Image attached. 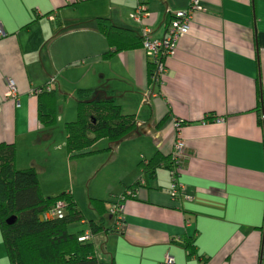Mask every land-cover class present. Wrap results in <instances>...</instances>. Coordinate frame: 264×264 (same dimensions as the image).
Segmentation results:
<instances>
[{"label": "crops", "instance_id": "0c3cea01", "mask_svg": "<svg viewBox=\"0 0 264 264\" xmlns=\"http://www.w3.org/2000/svg\"><path fill=\"white\" fill-rule=\"evenodd\" d=\"M144 1L142 25L162 38L172 13L190 0ZM199 1L156 94L146 98L144 49L103 58L108 44L98 26L106 17L140 33L134 1L0 0V142L15 145L17 167L34 169L42 183L56 162L86 165L105 147L96 168L110 161L119 168L116 190L109 186L113 203L140 176L141 158L167 156L176 135L184 140L179 180L188 198L171 197L169 171L159 166L122 201L121 230L105 202L107 221L91 237L104 264H165L167 254L174 264H264V0ZM7 77L17 101L5 96ZM46 83L56 90L59 122L71 119L77 90L89 88L112 91L122 112L134 115L135 130L115 143L99 139L92 157L69 158L66 133L59 138L53 125L40 124L37 97L29 94ZM80 223L78 230L89 229L86 219ZM188 240L191 255L182 245ZM0 264H10L1 230Z\"/></svg>", "mask_w": 264, "mask_h": 264}, {"label": "trees", "instance_id": "16d2710c", "mask_svg": "<svg viewBox=\"0 0 264 264\" xmlns=\"http://www.w3.org/2000/svg\"><path fill=\"white\" fill-rule=\"evenodd\" d=\"M98 26L108 44L103 58L141 46L142 35L132 29L115 25L106 17H98ZM151 70L148 61V78ZM44 85L36 94L37 116L43 127H50L56 120L57 96L54 86L47 90ZM182 123L179 121L178 125ZM135 128L134 115L122 112L112 91L79 88L76 92V119L64 123L66 152L69 158L92 154L91 147L99 139L106 138L115 143ZM169 155L141 158L139 168L144 184L136 179L123 190H129L124 197H133L136 187L147 185L159 166L167 167ZM57 200L64 202L66 213L63 217L40 220L39 215H45ZM91 205L99 215V219L88 223L93 235L104 228L107 210L103 199L91 198ZM10 216L15 220L8 223L6 219ZM82 219L69 191L43 196L35 170L17 167L15 145L0 142V230L10 264H104L95 254L93 241L79 239L83 230L68 231L69 223ZM182 245L189 255L194 253L191 240Z\"/></svg>", "mask_w": 264, "mask_h": 264}, {"label": "built area", "instance_id": "2783aa9c", "mask_svg": "<svg viewBox=\"0 0 264 264\" xmlns=\"http://www.w3.org/2000/svg\"><path fill=\"white\" fill-rule=\"evenodd\" d=\"M130 1L135 2L133 19L140 25V34L142 35L141 47L144 49L145 55L152 67L149 78L150 86L147 93L145 94V97L147 98L148 93L149 95L156 94L153 88L155 85H158L162 82V77L166 72V60L174 54L178 39L182 35L188 33L190 22L196 11L202 9V5L199 0H190L188 6L185 9L172 13L168 20L165 35L162 38H152L150 36V28L146 25H142L141 22L146 11V5L143 2L144 0ZM4 35L5 31L0 24V37H3ZM6 86V98L17 101V88L15 81L12 78L7 77ZM44 86L48 90L50 89L51 84L46 83ZM40 91V86L33 87L29 90V94L36 95ZM174 122L177 126H179V120L174 119ZM184 149V140L179 135H176L167 166L170 175L169 190L173 199L188 198V196L182 192L184 186L179 180L180 173L184 166ZM137 180H139L140 184H144V179L141 174ZM125 192L129 193V190H125L124 192L120 193L109 209L110 216L113 219V226L118 231L122 229V211L124 208L122 201L125 199ZM64 208V202L62 200H57L54 205L48 209L47 216L62 218L64 215ZM91 237L92 234L90 229H86L79 236V239L85 241L91 239ZM164 263L174 264V258L167 254L165 256Z\"/></svg>", "mask_w": 264, "mask_h": 264}, {"label": "rangeland", "instance_id": "374dc122", "mask_svg": "<svg viewBox=\"0 0 264 264\" xmlns=\"http://www.w3.org/2000/svg\"><path fill=\"white\" fill-rule=\"evenodd\" d=\"M71 103H72L71 107H67L69 114H71V119L70 118L68 119L67 117L66 119H63L62 122H59L57 120V116L60 113L58 112V108H57L56 120L55 123L53 124V127H54V132L56 133V135H59L58 136L59 138L61 137V135H65L64 123L76 119L75 99H72ZM64 112H65V108L63 110V113ZM98 145H100V143ZM101 148L96 151L98 153L96 154H94L95 152L92 153L94 154L93 159L95 160L93 159L88 160L89 162L86 165H82L81 163H78L76 161L74 162L73 160L71 163L69 162L67 163L64 161L60 163L56 162L55 171L52 174L50 173L46 177H44L42 179V183L41 181L39 182L40 191L43 196H52L61 192L69 191L72 194L77 209L81 213L82 217L86 219L87 226L89 220L93 218L90 215L93 212L92 209L93 206L91 205V198L92 199L102 198L105 200L107 206H110L112 204L111 201L112 194L109 193L110 192L109 190L110 187L113 186L114 182H116L114 179V175L117 173V170H119L117 164L111 161L99 165L98 168H96L98 163L96 161L100 159L96 157L100 155V153L104 151H108L105 147L102 149ZM92 154H89L91 156L88 157H92ZM103 155L104 154H102L101 157H103ZM94 162H95V166L92 167L94 165ZM56 179L58 181H56ZM116 188L117 186L116 187L113 186L112 190H116ZM64 213H66L65 208H64ZM105 221H107L106 217H105ZM80 226L81 223L79 220L72 221L68 225V231L71 233L76 232L78 228H80ZM86 229H88V227Z\"/></svg>", "mask_w": 264, "mask_h": 264}, {"label": "water", "instance_id": "95a60500", "mask_svg": "<svg viewBox=\"0 0 264 264\" xmlns=\"http://www.w3.org/2000/svg\"><path fill=\"white\" fill-rule=\"evenodd\" d=\"M44 217H48L47 216V214H45V215H39V219L40 220H42ZM15 220V217L14 216H10V217H8L7 219H6V221L8 222V223H11V222H13Z\"/></svg>", "mask_w": 264, "mask_h": 264}]
</instances>
